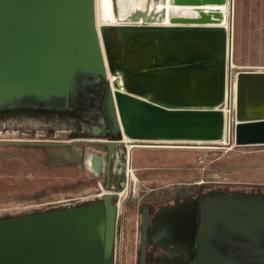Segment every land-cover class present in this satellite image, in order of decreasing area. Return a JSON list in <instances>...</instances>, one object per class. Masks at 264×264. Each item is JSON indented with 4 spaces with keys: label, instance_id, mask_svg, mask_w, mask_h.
I'll return each mask as SVG.
<instances>
[{
    "label": "water",
    "instance_id": "1",
    "mask_svg": "<svg viewBox=\"0 0 264 264\" xmlns=\"http://www.w3.org/2000/svg\"><path fill=\"white\" fill-rule=\"evenodd\" d=\"M226 3L110 0L114 19L129 13L97 27L95 0H0V119L68 120L76 127L67 140L52 143L105 144V187L112 155L125 161L124 136L220 141ZM234 79L233 143L264 144V71L238 70ZM102 158L86 153L85 168L99 173ZM111 198L0 219V264H112ZM224 201L249 216L257 207ZM147 228L143 206L137 264H145Z\"/></svg>",
    "mask_w": 264,
    "mask_h": 264
},
{
    "label": "rangeland",
    "instance_id": "2",
    "mask_svg": "<svg viewBox=\"0 0 264 264\" xmlns=\"http://www.w3.org/2000/svg\"><path fill=\"white\" fill-rule=\"evenodd\" d=\"M261 1L251 0V4L257 6ZM235 2L234 0L233 54L231 51L234 67L229 66V72L233 74L242 69L264 71V13L252 8L253 15L260 13V19H263L261 22L255 18L249 22L247 18L243 19V28L250 30L244 29L241 39ZM239 43L242 53L251 62L237 61ZM230 78L232 81L234 75ZM75 127L68 120L0 119V141H40L0 142V219L91 202L106 192H111L108 190H112L113 185L115 190H123L120 207L122 206L126 233L121 264H137L140 237L138 208L141 204L188 195L200 183L254 187L264 192V144L234 145L229 149L228 146L218 144L135 143L131 155V175L128 170L127 177L123 175L124 163L113 164L111 161V183L105 187L102 163L101 171L96 173L91 167L85 168L84 162L86 153L104 156L105 147L84 143H52L67 140L65 135ZM115 150L116 147L113 148V153ZM125 160L127 161L126 148ZM244 199L257 200L253 214L248 215V223L262 226L264 205L261 203L264 197ZM113 200L111 198V203ZM226 207L231 215L240 211L237 207ZM217 215L225 216L221 213ZM228 219L234 224L233 217ZM135 221L138 222V233L135 232ZM239 224L242 225L240 222ZM203 231L205 230L199 232ZM148 246L147 243V249ZM151 252V262L155 260L157 264H167L161 263L164 259L159 252L150 249L148 253Z\"/></svg>",
    "mask_w": 264,
    "mask_h": 264
},
{
    "label": "flooded vegetation",
    "instance_id": "3",
    "mask_svg": "<svg viewBox=\"0 0 264 264\" xmlns=\"http://www.w3.org/2000/svg\"><path fill=\"white\" fill-rule=\"evenodd\" d=\"M91 145L102 146L106 150L105 144ZM106 160L105 153L102 158L104 184ZM111 161L113 164H120L118 155H112L109 172ZM108 181L111 183L110 177ZM111 187L115 188L113 185ZM233 197L240 200L264 197V192L254 187L200 183L188 195L155 201L152 204H141L138 208L140 216L143 206L147 207L148 215L145 264H157L155 260L151 262L149 259L152 255V252L148 253L150 249L163 256L164 261L161 263L167 262L166 257L164 258L166 252L177 251L183 254L180 264H264V224L261 226L248 223L250 217L242 211H237L234 215L229 214L230 216L227 213L225 216L217 215L219 212L229 211L224 205V200ZM91 202L73 204L71 207L86 206ZM57 209L61 208L42 212ZM230 217L234 218V224L228 221ZM201 230H205L204 233L199 232Z\"/></svg>",
    "mask_w": 264,
    "mask_h": 264
},
{
    "label": "bare ground",
    "instance_id": "4",
    "mask_svg": "<svg viewBox=\"0 0 264 264\" xmlns=\"http://www.w3.org/2000/svg\"><path fill=\"white\" fill-rule=\"evenodd\" d=\"M127 8L128 10L132 9V5L128 4ZM234 0H227V3L223 7L225 10V22L222 24V27L227 29L228 32V46H227V66L234 67L232 64L233 58H231V51L233 54V45H234ZM97 13H98V19H97ZM129 11L122 10L118 13L119 19H114L111 14V6H110V0H95V19L97 27L101 24H119L122 23L121 20H123L126 17V14H128ZM108 79H112V76L107 73ZM227 82H226V100L228 97V82H229V91L230 94L235 95V79L231 81V78L228 81V75H227ZM227 104V103H226ZM122 143L125 144L126 148V159L128 164V172L131 169V155L133 148L136 146L135 143H145V144H174V143H180V144H196V145H202V144H225L223 146H228V148L234 147L235 144L231 143H224L223 141H187V140H131L127 137H123ZM237 146V145H235ZM107 193V192H106ZM112 194V192H108ZM121 195V194H120Z\"/></svg>",
    "mask_w": 264,
    "mask_h": 264
},
{
    "label": "built area",
    "instance_id": "5",
    "mask_svg": "<svg viewBox=\"0 0 264 264\" xmlns=\"http://www.w3.org/2000/svg\"><path fill=\"white\" fill-rule=\"evenodd\" d=\"M227 32V29H226ZM227 46H228V32H227ZM227 63V61H226ZM226 71L229 73V79L231 76L235 73L231 74L229 72L228 66L226 67ZM260 71V70H258ZM228 97L226 100V88H225V97L223 104L220 107V110L223 114V131H222V138L220 141H223L224 143L231 144L234 142V131H235V95L233 98V95L230 94L229 91V83H228ZM227 103V104H226ZM234 144V143H233ZM220 146H223L225 144H218ZM128 164L125 160L124 166H123V175L127 177V170H128ZM130 175L132 173V170L130 169L128 172ZM112 190H108L113 192L114 194V200L112 201V204L115 207V217H114V230H113V251H112V264H121L122 254H123V239L125 236V219L122 212V206L121 205V193L123 190H115V188L111 187ZM108 193V192H107ZM110 194V193H108ZM135 225V232L138 233V222H134Z\"/></svg>",
    "mask_w": 264,
    "mask_h": 264
},
{
    "label": "crops",
    "instance_id": "6",
    "mask_svg": "<svg viewBox=\"0 0 264 264\" xmlns=\"http://www.w3.org/2000/svg\"><path fill=\"white\" fill-rule=\"evenodd\" d=\"M235 1H236L235 2V5H236L235 8H237L236 12H237V18H238V25H239L238 27L240 28L239 31H240V35H241V39H242V36L244 34V29H245V28H243V24H242L243 19L247 18L248 22H249L251 20H254V18H255L257 21L261 22L263 17L260 19V13H255L253 15L252 8L255 7L258 10V12L261 11L264 13V0H262L261 3L258 4L257 6H252L251 0L249 2H248V0H235ZM247 9H249V10L247 11ZM247 29L250 30V28H246L245 31ZM238 49L239 50L237 51L238 52L237 61L238 62H251V59L242 53L243 49H242L241 43H239ZM165 257L167 260V264H180V258L182 259L183 254L181 252L169 251V252L165 253Z\"/></svg>",
    "mask_w": 264,
    "mask_h": 264
}]
</instances>
